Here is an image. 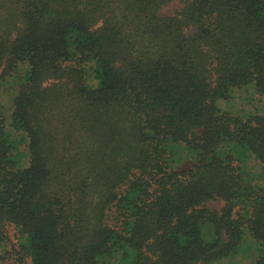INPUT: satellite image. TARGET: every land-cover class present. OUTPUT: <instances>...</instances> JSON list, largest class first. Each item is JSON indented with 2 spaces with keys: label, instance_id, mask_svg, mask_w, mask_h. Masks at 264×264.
<instances>
[{
  "label": "trees",
  "instance_id": "1",
  "mask_svg": "<svg viewBox=\"0 0 264 264\" xmlns=\"http://www.w3.org/2000/svg\"><path fill=\"white\" fill-rule=\"evenodd\" d=\"M173 1L0 0V264H264V0Z\"/></svg>",
  "mask_w": 264,
  "mask_h": 264
},
{
  "label": "rangeland",
  "instance_id": "2",
  "mask_svg": "<svg viewBox=\"0 0 264 264\" xmlns=\"http://www.w3.org/2000/svg\"><path fill=\"white\" fill-rule=\"evenodd\" d=\"M181 5L182 3L179 0L173 1L169 3L168 5L164 6L161 12L163 14L172 15L175 13L176 10H178L181 7ZM22 74L23 72H21L20 74L18 73L16 74L15 77L9 78L8 80L0 83V105L3 106L5 113L9 109V106H11L12 97L17 92L18 86L20 84V78H21L20 76ZM246 100L250 104H248ZM218 106L221 109L226 110L232 114L244 116L245 114H247V113L244 114V112L247 111L248 109L253 110L254 108L253 111L255 110L264 111V95L260 96L256 93H253L252 91H249L247 93H238L233 97V99H230L228 101L218 100ZM6 131H8L9 133L11 132V129L7 122H6ZM12 138L15 140L17 144L18 151L21 154L27 155L28 151L26 147V142L22 140L23 136L14 135L12 136ZM260 170H261V167H260ZM261 175H262V178H264V174H261ZM223 205H224L223 200L216 199V200L207 202L205 204V207L210 210L220 212ZM203 231H204V235L206 237H209L211 235L210 224L205 223L203 225ZM9 234L11 236V239L15 238V230L13 228H10ZM259 253H260L259 243L255 241L250 236L248 230L245 229L243 239L238 246L237 252L227 258L214 261L210 264H255V261L257 257L259 256Z\"/></svg>",
  "mask_w": 264,
  "mask_h": 264
}]
</instances>
